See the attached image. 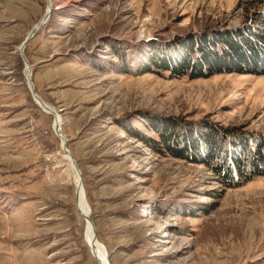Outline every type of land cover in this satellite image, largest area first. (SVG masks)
Masks as SVG:
<instances>
[{
	"label": "rangeland",
	"instance_id": "1",
	"mask_svg": "<svg viewBox=\"0 0 264 264\" xmlns=\"http://www.w3.org/2000/svg\"><path fill=\"white\" fill-rule=\"evenodd\" d=\"M46 17L24 53L54 114L19 52ZM263 18L264 0H0V264H99L58 115L111 264H264V163L229 187L205 161L264 138Z\"/></svg>",
	"mask_w": 264,
	"mask_h": 264
},
{
	"label": "trees",
	"instance_id": "2",
	"mask_svg": "<svg viewBox=\"0 0 264 264\" xmlns=\"http://www.w3.org/2000/svg\"><path fill=\"white\" fill-rule=\"evenodd\" d=\"M246 29H248V34H246V37L250 40L247 43H252V44H249L250 47H252V48H250L251 51L257 52L261 47V45H259L258 42L261 41L264 43V33L260 34L258 32H253V30H254L253 28H246ZM238 37H240V36H238ZM226 44H229V43H226ZM226 44H225V47L228 48V46ZM159 48H162V47H159ZM159 48H153L152 52H154L155 54L156 53L158 54V51H159L160 53L164 54V51H161V49H159ZM141 59H142V61L145 60V56L143 55L141 57ZM162 59L161 60H162L163 65L161 66L160 64H158L157 59L155 60L154 56H152L150 58V60H151L150 64L152 65L153 68L154 67L160 68V66L161 67L167 66L165 64V58H162ZM240 61L242 63L244 61L245 62L244 64L251 63L250 62L251 59H249V61H248L247 59L244 58V59H241ZM167 67L171 68L170 63ZM179 70L186 72V73H191L194 70L193 64L191 62H187L185 60V58L184 59L182 58V65L179 64ZM160 133L163 134V137H164L163 139L166 141L167 145L169 147L179 148L182 151L183 156L186 155V157H188L190 155L189 157H192L191 155H193L195 158L196 154L197 153L199 154L202 150V147H203L202 141L198 142L196 140L192 141L191 138L188 139L187 137L190 136L189 133L186 134V137L182 136V138L180 137L181 133H179V138L176 137L175 134L173 133L170 136V139H167V140H166L167 137H165V133H162V132H160ZM191 137H193V135ZM243 139L247 140L248 142L251 140H254V141H251V143L257 142V144H256L257 150H258V148L261 147V144H264V138L259 137L258 134H248L245 137H243ZM242 146H243V148H242L241 153H243V154L240 157L238 155H236L235 153H233L232 150H230V152L228 150H226V151H224L223 154H220L219 152H223V150L221 148H218L217 152H214L212 150L206 156L205 161L208 163V165H210L211 167L214 168V171H216V173L221 178V181L226 186H229V187L235 186L239 183H242L244 180L248 179L253 174L261 172V170H259V164L264 163V159H262L263 157H260V160H259V156H261V154H262V153H260L261 150L257 154L256 149L248 150V144H243ZM207 148L208 149L206 151H210L209 146ZM252 150L254 151L253 153L251 152ZM228 154H230V155H228ZM196 158H198V156Z\"/></svg>",
	"mask_w": 264,
	"mask_h": 264
},
{
	"label": "water",
	"instance_id": "3",
	"mask_svg": "<svg viewBox=\"0 0 264 264\" xmlns=\"http://www.w3.org/2000/svg\"><path fill=\"white\" fill-rule=\"evenodd\" d=\"M51 10V9H50ZM48 17V15H47ZM47 17L45 19H40L30 30V32L26 35V37L23 39V41L21 42V44L19 45V52L22 56V59L24 61V65H25V77H26V80H27V83H28V87L31 91V94H32V97L34 99V101L36 103H38L42 108H44L45 110L49 111V112H53V110H49V109H46V104L41 100L40 96L38 95V93L36 92L35 90V87H34V83L32 81V65L31 63L28 61L25 53H24V48H25V45L26 43L28 42L29 38L36 32V30L41 26L42 23L45 22V20L47 19ZM46 105V106H44ZM54 113V112H53ZM58 130L60 129L59 127L57 128ZM63 134V133H62ZM61 148L64 152V154L66 155V160L69 164V167L71 169L76 170V162H75V159H74V156L73 154L71 153V151L68 149L67 147V138L66 136L63 134V139H62V142H61ZM74 179V184H75V195H76V198L78 199V202H79V205H77V207L79 208L80 212L84 214V217L85 219L89 222L90 224V227H91V232H92V240L96 243L97 242V238H96V230H95V226H94V222L92 221L90 215L88 212H83L82 209L80 207L83 208L84 210V203H85V194L83 192H81V186H80V183H79V180L78 178L76 177H73ZM83 193V194H82ZM105 257H106V261L108 264H111L109 263V258H108V254L107 252H105Z\"/></svg>",
	"mask_w": 264,
	"mask_h": 264
},
{
	"label": "bare ground",
	"instance_id": "4",
	"mask_svg": "<svg viewBox=\"0 0 264 264\" xmlns=\"http://www.w3.org/2000/svg\"><path fill=\"white\" fill-rule=\"evenodd\" d=\"M49 2L51 3L52 2V0H49ZM49 12H50V9L48 8V15H49ZM47 15V14H46ZM42 20V19H41ZM45 106V105H44ZM51 108V107H50ZM50 108H48V107H46V109H49V110H51ZM53 110V109H52ZM47 111V110H46ZM54 111V110H53ZM47 112H49V111H47ZM50 113H53V112H50ZM54 114V113H53ZM58 118V119H57ZM56 118V123H55V125H54V127H55V131L59 134V136H60V140H61V142H62V139H63V135H62V133H61V131H60V129L58 130L57 128L59 127H61V125H60V121H61V118H60V115H58V117ZM62 149V148H61ZM71 170V169H70ZM72 171L74 172V170L72 169ZM75 177L76 178H78V180H79V183H80V186H81V192H83L84 193V190H83V187H82V180H81V176H80V172L77 170V167H76V170H75ZM82 193V194H83ZM78 200V199H77ZM79 203V202H78ZM79 209V208H78ZM81 209H82V211L84 212H89V209H88V206L86 205V202L84 203V210H83V208L81 207ZM79 212H80V210H79ZM84 212V213H85ZM81 213V212H80ZM82 214V216L84 217V214L83 213H81ZM85 218V217H84ZM86 220V219H85ZM86 222H87V227H88V232L86 233V237H87V239L89 240V243H90V246H91V248H92V250H93V254H94V256H95V258L97 259V261H98V263L99 264H108L107 263V261H106V257H105V248H104V246L103 245H101L99 242H98V240H97V242L95 243L93 240H92V232H91V227H90V224H89V222L86 220ZM110 263V262H109Z\"/></svg>",
	"mask_w": 264,
	"mask_h": 264
}]
</instances>
